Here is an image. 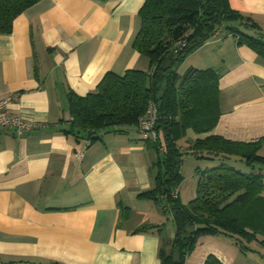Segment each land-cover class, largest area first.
Returning a JSON list of instances; mask_svg holds the SVG:
<instances>
[{"label":"crops","instance_id":"obj_1","mask_svg":"<svg viewBox=\"0 0 264 264\" xmlns=\"http://www.w3.org/2000/svg\"><path fill=\"white\" fill-rule=\"evenodd\" d=\"M227 1L258 26L240 29L264 40V0ZM143 3L40 0L14 20L10 34H0V101L16 95L7 114L32 126L22 136L0 133V264H161V239L172 238L174 226L137 231L161 223L160 207L138 196L154 186L158 153L136 127L103 130L93 143L62 131L70 120L69 92L85 96L108 72L147 66L132 46ZM220 66L221 114L212 133L255 144L264 157V55L222 30L179 71ZM187 134L178 142L185 153L198 137L186 140ZM254 170L264 175V166ZM119 206L130 209L128 218L121 219ZM210 237H199L185 264H204L208 255L222 264H264L258 242L241 252L236 244L217 247Z\"/></svg>","mask_w":264,"mask_h":264},{"label":"trees","instance_id":"obj_2","mask_svg":"<svg viewBox=\"0 0 264 264\" xmlns=\"http://www.w3.org/2000/svg\"><path fill=\"white\" fill-rule=\"evenodd\" d=\"M40 0H0V34L12 32L14 20ZM140 26L133 48L148 59L150 73L130 69L123 74L108 72L94 93L77 96L69 92L70 120L62 130L90 143L99 140L103 130L120 132L136 127L149 105L156 109L155 138L149 148L158 153L154 186L139 197L154 201L170 215L172 238L162 237L161 264H185L199 237L225 235L236 240L241 252L246 243L264 247V175L255 171L264 166L255 144L241 145L214 135L219 117L220 73L212 68L175 69L195 50L223 30L237 44H246L264 55V40L249 36L240 27L257 29L248 17L232 10L227 0H144L139 10ZM180 64V65H179ZM191 130L198 137L186 152L206 160H237L251 169L242 172L224 162L199 174L197 194L187 206L180 204L178 188L183 177L180 168L185 152L178 142ZM121 219L130 209L119 206ZM162 226H142L137 231ZM204 264H222L208 255Z\"/></svg>","mask_w":264,"mask_h":264},{"label":"rangeland","instance_id":"obj_3","mask_svg":"<svg viewBox=\"0 0 264 264\" xmlns=\"http://www.w3.org/2000/svg\"><path fill=\"white\" fill-rule=\"evenodd\" d=\"M179 67L175 66V69L178 70ZM220 68H222V66H220L218 68L219 73L221 71ZM143 71L146 73H150V71H151L148 60H147V66L145 67V69ZM192 133L193 132L191 130L188 131V134H187L188 136H187L186 140L188 139L189 136L191 137V135L194 134V133L193 134ZM183 158H184V166L182 169L180 168V174L183 177V180L180 182V185H179V188H181V186H182V191H181L179 198H180V204L183 206H187L191 201H193L195 199L196 194H197L196 193L197 192V181L199 178V174L201 172H203L207 167L212 168V167L218 166L222 162H224L227 166H231V167L235 168L236 170H239V171L248 170L247 167H245L244 165H240V162L237 160H234V159L225 160V161L203 160L201 162L205 163L206 165H204V166L201 165V166H203V167H201L200 165H197V163L194 162L195 158H192L189 154L185 153L183 155ZM141 215L142 214H139L137 216V218L138 217L140 218ZM159 217H160L159 220H161L160 225L162 226V229H164L165 233L169 231L170 227L173 228L172 218L167 217V214H165V212L161 211V214ZM155 219H157V218L155 217ZM210 238L213 239L211 243L213 245H216L217 247L223 248L224 245H228V246L232 245L233 247H235L237 245L235 239L228 237V236H225V235H216L213 237L211 236Z\"/></svg>","mask_w":264,"mask_h":264},{"label":"built area","instance_id":"obj_4","mask_svg":"<svg viewBox=\"0 0 264 264\" xmlns=\"http://www.w3.org/2000/svg\"><path fill=\"white\" fill-rule=\"evenodd\" d=\"M15 99L16 95H10L0 101V133L11 129L17 136H22L29 131L32 126L20 116H10L7 114L9 106ZM156 119V109L153 105H149L147 111L140 117L137 124L138 132L143 139L155 138L154 126Z\"/></svg>","mask_w":264,"mask_h":264}]
</instances>
